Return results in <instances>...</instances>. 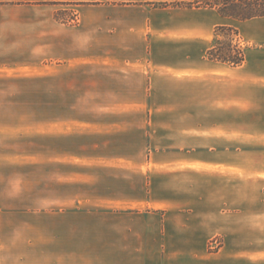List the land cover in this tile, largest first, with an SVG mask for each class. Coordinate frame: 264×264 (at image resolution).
<instances>
[{"label":"crops","instance_id":"obj_1","mask_svg":"<svg viewBox=\"0 0 264 264\" xmlns=\"http://www.w3.org/2000/svg\"><path fill=\"white\" fill-rule=\"evenodd\" d=\"M189 1L0 0V264H264V16Z\"/></svg>","mask_w":264,"mask_h":264},{"label":"trees","instance_id":"obj_2","mask_svg":"<svg viewBox=\"0 0 264 264\" xmlns=\"http://www.w3.org/2000/svg\"><path fill=\"white\" fill-rule=\"evenodd\" d=\"M181 5L214 7L221 15L238 20L264 16V0H218L214 2L191 0ZM218 29L236 32V29L231 26H218ZM207 55L210 59L228 62L232 65H239L244 61V50L237 44L232 45L231 43L226 46L223 44L213 46L208 49Z\"/></svg>","mask_w":264,"mask_h":264},{"label":"rangeland","instance_id":"obj_3","mask_svg":"<svg viewBox=\"0 0 264 264\" xmlns=\"http://www.w3.org/2000/svg\"><path fill=\"white\" fill-rule=\"evenodd\" d=\"M204 1L214 2V1H218V0H204ZM224 26H226V25H224ZM231 27L236 29V32L235 31H231V30H220V29H218V26H215L214 27V36H213L212 40L209 43V47H213V46L217 47V46H219L221 44L226 46V44H230L231 43L232 45L237 44L245 52L247 48H251V47H255L256 46L255 43H250V42L247 43V41L242 38V35L239 34L238 29L235 28L234 26H231ZM210 250H213V249H210Z\"/></svg>","mask_w":264,"mask_h":264},{"label":"built area","instance_id":"obj_4","mask_svg":"<svg viewBox=\"0 0 264 264\" xmlns=\"http://www.w3.org/2000/svg\"><path fill=\"white\" fill-rule=\"evenodd\" d=\"M77 21V15L74 13L73 17L70 19V22L75 23ZM221 245V240L218 237H214L209 242L210 249H217Z\"/></svg>","mask_w":264,"mask_h":264}]
</instances>
